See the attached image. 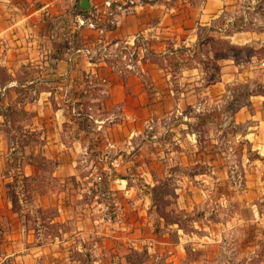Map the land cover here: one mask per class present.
<instances>
[{
  "label": "crops",
  "instance_id": "obj_1",
  "mask_svg": "<svg viewBox=\"0 0 264 264\" xmlns=\"http://www.w3.org/2000/svg\"><path fill=\"white\" fill-rule=\"evenodd\" d=\"M88 2L98 28L0 0V264H264V91L222 109L232 59L207 81L196 58L264 47V0Z\"/></svg>",
  "mask_w": 264,
  "mask_h": 264
},
{
  "label": "rangeland",
  "instance_id": "obj_2",
  "mask_svg": "<svg viewBox=\"0 0 264 264\" xmlns=\"http://www.w3.org/2000/svg\"><path fill=\"white\" fill-rule=\"evenodd\" d=\"M205 47L198 50L196 58H201V67L204 68V76L207 81L213 80L220 73V65L215 62L214 57L210 58L208 54L217 56L220 61L232 59L231 69L238 80L231 85V99H223L222 109L236 107L241 108L247 102L248 93L251 91H264V47L253 48L246 45H230L226 40L207 38ZM209 52V53H208ZM258 105L260 103L258 102ZM260 117V115H258ZM237 130L243 133L242 127ZM85 263V259L82 258ZM125 264H165L164 259L156 258L154 254H148L145 251L129 252L125 257Z\"/></svg>",
  "mask_w": 264,
  "mask_h": 264
},
{
  "label": "built area",
  "instance_id": "obj_3",
  "mask_svg": "<svg viewBox=\"0 0 264 264\" xmlns=\"http://www.w3.org/2000/svg\"><path fill=\"white\" fill-rule=\"evenodd\" d=\"M64 4L67 9L72 12L73 16V26L76 29L86 27V28H98V23L100 22V16L97 15L95 11H81L78 6L79 0H54ZM109 6V3L106 2ZM99 180V177H97ZM88 194L92 196L94 200V206L99 210L102 218L110 221L112 214L115 213L114 204V193L113 191L105 188L102 185H92Z\"/></svg>",
  "mask_w": 264,
  "mask_h": 264
},
{
  "label": "trees",
  "instance_id": "obj_4",
  "mask_svg": "<svg viewBox=\"0 0 264 264\" xmlns=\"http://www.w3.org/2000/svg\"><path fill=\"white\" fill-rule=\"evenodd\" d=\"M26 161L34 162V164H36V165H37V163H38V160H35L33 157L28 158ZM17 164H18V165H17L18 167H22V165L24 164V162L21 160V161H18ZM23 179H25V178H23ZM9 191H12V187H11V190H8V192H9ZM12 200H13V202H14L13 197H12ZM13 205L15 206V203H14Z\"/></svg>",
  "mask_w": 264,
  "mask_h": 264
},
{
  "label": "water",
  "instance_id": "obj_5",
  "mask_svg": "<svg viewBox=\"0 0 264 264\" xmlns=\"http://www.w3.org/2000/svg\"><path fill=\"white\" fill-rule=\"evenodd\" d=\"M80 5L82 8L87 9L89 7L88 0H80Z\"/></svg>",
  "mask_w": 264,
  "mask_h": 264
}]
</instances>
